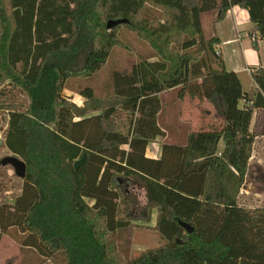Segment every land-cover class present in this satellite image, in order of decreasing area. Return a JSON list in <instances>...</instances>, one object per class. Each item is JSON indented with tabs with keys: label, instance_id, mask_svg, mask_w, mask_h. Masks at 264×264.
<instances>
[{
	"label": "trees",
	"instance_id": "obj_1",
	"mask_svg": "<svg viewBox=\"0 0 264 264\" xmlns=\"http://www.w3.org/2000/svg\"><path fill=\"white\" fill-rule=\"evenodd\" d=\"M237 5L249 13L257 46L264 0H0V85L27 97L0 98L5 147L27 165L19 195L0 203V244L16 228L23 248L44 258L38 264H264V205L242 201L264 66L252 70L257 90L245 92L217 50L219 37L203 27L207 13L215 24ZM149 8L163 17H147ZM118 19L126 22L108 27ZM122 26L154 55L118 72L113 94L85 87L82 104L71 101L67 81L102 69L123 45ZM175 88L180 99L210 102L222 123L149 157V144L165 134L160 94ZM132 179L144 184L146 217L157 210L154 228L166 239L136 257H128L135 225L123 187Z\"/></svg>",
	"mask_w": 264,
	"mask_h": 264
},
{
	"label": "rangeland",
	"instance_id": "obj_2",
	"mask_svg": "<svg viewBox=\"0 0 264 264\" xmlns=\"http://www.w3.org/2000/svg\"><path fill=\"white\" fill-rule=\"evenodd\" d=\"M145 14L152 19L163 17L162 12L153 8H149ZM208 25V17L203 16V27L207 38L210 37L208 35ZM118 36L123 45H117L112 49L108 61L102 69L91 76L72 77L67 81L64 94L69 96L71 101L82 104L84 96L80 91L85 87H92L99 97L113 94L118 72L130 70L135 63L154 55V51L149 44L125 26L120 27ZM2 90L5 91L2 94L3 96H0L3 100L7 99L9 102H26L27 100L25 93L14 90L9 85H0V91ZM160 96L163 109L159 115V123L166 130L165 133L169 134V137L173 140L181 141V138H185L190 131L219 127L222 122L220 116H206L205 109L199 111L204 101L191 99L188 96L180 99L178 89L164 92ZM6 111L7 109H2L1 114L3 115ZM181 116H184V118L181 119ZM199 117H206V119H201V121ZM4 129L5 124L0 120V158L11 155L4 144ZM263 150L264 142L259 140L255 147L256 154L251 161L248 181L242 194V201L249 205H264ZM21 187L22 180L15 174V170L11 165L0 167V203L5 201L14 202V198L19 195ZM123 187L126 189L132 205L133 223L135 225L131 251L128 257H136L146 249L165 244L166 239L153 228V225L156 224L154 220H151L152 218L148 220L146 217L147 197L144 184L140 180L132 179L125 182ZM121 235H124L123 239L127 238V233L124 231ZM23 236L16 228L10 229L3 236L0 244V264H38L44 260L35 250L23 248L21 244ZM123 239L117 240L118 244H123ZM121 255L124 258L126 257L123 252H121ZM53 263L61 264L60 261L56 262L54 260Z\"/></svg>",
	"mask_w": 264,
	"mask_h": 264
},
{
	"label": "crops",
	"instance_id": "obj_3",
	"mask_svg": "<svg viewBox=\"0 0 264 264\" xmlns=\"http://www.w3.org/2000/svg\"><path fill=\"white\" fill-rule=\"evenodd\" d=\"M206 15H207L206 17H208V24H209L208 35L210 37L211 36L219 37L221 42L217 46V50L220 51V53L222 54L227 69L237 72L242 81L243 90L245 92H248L249 94H252L258 88L257 84L255 83L252 77V70L260 66H264V39H260L259 37H257L258 45L255 46L251 36L249 35L253 25L250 20L248 11L245 8H242L238 5L232 6L230 9H228L225 17L222 20L216 22L215 24L213 23L214 15L208 13ZM175 89H170L168 91H173ZM242 104L243 101L241 102L240 106H242ZM204 109L206 110L205 111L206 116L217 115L214 106L208 101L203 102V105L200 106L199 111ZM183 118L184 116H181V119ZM199 118L200 120L206 119V117L203 118L199 117ZM263 127H264V108H259L255 111V116L251 124V130L255 131L258 134L257 142L259 140H262L264 142ZM163 130L164 132H166L164 128ZM188 134L185 138L184 137L181 138V141H177V140H173L171 137H169V134L165 133L163 136L156 138L153 142L149 144L147 148V155L149 157H155V158L160 157L162 152V145L164 143L174 142V143L184 144L187 141ZM223 147H224V143L221 142L220 148L222 149ZM255 154L256 152L254 150L253 156ZM151 218H152L151 220H154V223H156L157 220L156 209L153 210ZM154 226L155 225H153V228Z\"/></svg>",
	"mask_w": 264,
	"mask_h": 264
},
{
	"label": "water",
	"instance_id": "obj_4",
	"mask_svg": "<svg viewBox=\"0 0 264 264\" xmlns=\"http://www.w3.org/2000/svg\"><path fill=\"white\" fill-rule=\"evenodd\" d=\"M123 22H126V20L125 19L111 20L108 22V27H111V26H114V25H117ZM86 161H87V155L84 154L82 158L78 159L75 162V168L76 169L80 168L82 165L86 163ZM0 165L1 166L11 165L15 170V174L20 178H24L27 174L26 162L14 154L0 158ZM180 224H182L188 230V232L190 233L193 232V228L189 224L183 221H180Z\"/></svg>",
	"mask_w": 264,
	"mask_h": 264
},
{
	"label": "built area",
	"instance_id": "obj_5",
	"mask_svg": "<svg viewBox=\"0 0 264 264\" xmlns=\"http://www.w3.org/2000/svg\"><path fill=\"white\" fill-rule=\"evenodd\" d=\"M255 37H253L254 39L256 38V35H254Z\"/></svg>",
	"mask_w": 264,
	"mask_h": 264
}]
</instances>
